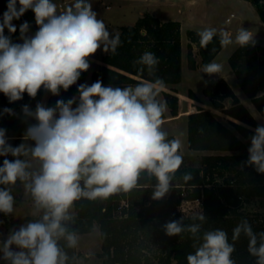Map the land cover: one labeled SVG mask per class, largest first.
<instances>
[{"label":"clouds","instance_id":"9594fccd","mask_svg":"<svg viewBox=\"0 0 264 264\" xmlns=\"http://www.w3.org/2000/svg\"><path fill=\"white\" fill-rule=\"evenodd\" d=\"M28 10L34 13L38 30L26 35L30 25L25 21L19 28L23 42L14 43L4 34L5 29L15 33L12 21ZM197 35L201 47H207L217 30L205 28ZM219 42L222 47H254L256 40L248 29L241 28L234 38L221 30ZM120 45L119 35L113 36L97 18L90 0H74L63 11H58L53 0H8L0 22V93L10 103L21 100L24 93L35 98L41 88L58 96L61 89L67 91L77 84L98 50L116 54ZM133 63L152 73L159 58L145 52ZM221 71L222 65L216 62L202 66L209 77ZM163 86L160 78L124 88L105 86L98 79L91 85L79 84L78 97L57 100L55 107L37 103L33 111L24 105L23 114L35 123L28 125L18 146H12L6 130L0 128V157H5L0 165V213H13L12 191L19 182L31 197L36 217L0 240V259L6 264H72L74 258L66 248L75 249L79 244V234L69 228L76 201L131 191L142 174L158 181L153 199L169 192L183 159L180 142L169 140L162 130L167 104L157 97ZM4 112L14 114L7 108ZM252 133L248 158L240 166L264 174V124H258ZM193 179L192 173L183 176L186 183ZM192 219L204 222L206 216L201 212ZM201 228L202 223L184 225L183 217L162 225L169 237L191 234L194 252L187 255V264H235V244L229 242L228 234L222 229L201 234ZM242 234L255 264H264V231L255 232L242 219L231 240L237 241Z\"/></svg>","mask_w":264,"mask_h":264},{"label":"trees","instance_id":"16d2710c","mask_svg":"<svg viewBox=\"0 0 264 264\" xmlns=\"http://www.w3.org/2000/svg\"><path fill=\"white\" fill-rule=\"evenodd\" d=\"M247 1L253 4L264 22V0ZM14 21L17 31L9 33L6 28L4 33L10 36L14 43H20L19 28L25 21L29 23V29L38 30L35 15L31 10ZM198 32L199 30L195 29L187 31L190 40L188 65L191 69L198 66L193 42L197 44L201 63L204 65L214 59L223 48L219 42V34L207 47H201ZM115 35H119L121 45L116 54L109 52L102 56L103 64L92 74L93 83L99 79L105 86L124 88L136 86L144 81L153 82L157 78L162 79L164 84L181 82L182 39L179 20H162L151 12H145L133 24L121 26L119 32L113 36ZM145 52L154 53L159 58V64L152 73L146 68L141 71L144 66L133 63ZM229 62L238 83L264 117V45L255 43L254 47L238 46L230 56ZM87 75L88 71L83 72L77 84L67 91L61 89L58 96L51 94L47 107H55L57 100L66 102L72 97H78V85L87 84ZM42 90L43 88L38 91L36 104L42 96ZM176 91L174 88V92ZM204 94L215 107L221 108L224 113L241 122L229 119L230 125L225 124L211 110L191 105L188 117V146L190 149L212 152L203 154L199 165L181 166L172 181L174 187L165 197L153 199L158 181L155 177L142 174L138 186L131 191H121L95 200L82 198L75 202L74 219L69 228L78 234H84L93 232L95 227L99 226L102 250L98 256L102 264H187V255L194 252L191 234L184 232L169 237L162 229L166 222L182 217L184 225L202 223L201 234L208 230H224L228 234L229 242L235 244L232 254L235 264H255V257L248 252L247 238L242 234L233 242L231 237L233 229L242 219H247L255 232L264 231V174H257L252 167L240 166L241 162L248 158V152H240L248 148L245 139L249 141L252 130L260 123L224 78L207 84ZM164 96L172 114L177 115L178 95L164 91ZM189 96L200 101L191 89ZM227 97L232 98L229 107L224 103ZM14 105L22 108L26 104ZM75 106L74 104L73 107ZM32 123L35 121H28L21 113L7 114L1 128L22 130L21 133L9 134L19 139L23 137L24 129ZM167 138L176 139L174 135H168ZM4 158L0 157V165ZM7 158L14 159L11 156ZM185 173H192L194 179L186 183L183 180ZM12 194L16 198V195ZM124 200L127 205L121 208ZM184 200H199L206 220L194 221V214H184L179 208ZM254 201H260L263 210H250L248 205ZM0 217L9 221L10 215L0 213ZM35 218L28 215L24 223ZM63 243L61 241L62 245ZM66 251L74 258L72 264H78L77 247L66 248Z\"/></svg>","mask_w":264,"mask_h":264},{"label":"rangeland","instance_id":"374dc122","mask_svg":"<svg viewBox=\"0 0 264 264\" xmlns=\"http://www.w3.org/2000/svg\"><path fill=\"white\" fill-rule=\"evenodd\" d=\"M53 2L57 4L58 10L61 9V11H63L67 6L74 3V0H53ZM220 2L221 4H216L217 6L211 5L209 8L210 11H208V13H204L205 11L203 10V8L199 6L196 7V9L194 10V17L200 25H183L184 39L188 38L187 30L189 28H195L199 30L211 28L209 25L203 24L204 19L220 23L225 21L226 16L231 18L229 25L236 26L238 24H242L243 27L245 26V29L247 27H250L255 33V35L261 34V25L262 23L264 24V22L261 20L256 8L251 2L247 0H221ZM90 3L92 4L93 10L97 13V18L105 23L108 31L112 35L114 33L119 32L121 26L125 24H133L137 19V15L139 14V8L137 7L138 5L130 3L128 0H90ZM7 4L8 0H0V22H2L3 13L7 10ZM164 5L165 4H161V6L159 7L161 11L166 8L167 11L170 10V14L173 13V15L171 16H177L182 18L183 14L179 12L177 13V7L172 8L171 6ZM17 7L19 8V4H17ZM231 13H234V15L231 16ZM12 23L16 24L14 20L12 21ZM35 32V30L29 29L26 35L32 36L35 34ZM22 42L23 41L21 40L20 43ZM184 48L185 51H187V45L185 43ZM104 54L105 53L102 50H98L92 57L89 58V73H92L97 68H99L100 63L98 60H101ZM203 74L204 73L202 72V70L194 71L186 64L182 88H187L188 86H191L194 87V89H199L201 83L203 82ZM50 96L51 93L43 89L42 96L39 99L38 103H42L47 107V103ZM36 100L37 96L35 98H32L29 97L27 93H24L23 98L21 100L11 103H18V105L26 104L30 107L31 110L34 111L37 105ZM11 103L3 93H0V128L3 120L8 114L4 112L5 108L11 109L14 113H21L25 119H28V121L30 122L33 121L31 118L26 117L23 114L21 107H16L14 104ZM220 117H222L221 119L226 124H229L228 118L221 115ZM256 117L260 124H264V118L260 116L259 113L256 114ZM187 124L188 123L186 119H180L170 124L163 125L162 130L165 131L167 134L176 132L177 139L181 144L179 150L180 155L183 159V163L181 166L190 164L199 165L200 157L203 154L210 153L212 151L194 149L191 150L189 148ZM21 131L22 130L19 129L16 131L6 130L8 142L12 146H18L22 142V137L16 139V136L9 134L21 133ZM245 141L247 142L249 147V141H247L246 139ZM247 149L241 150L240 152H247ZM21 186L22 185L20 183L15 186L17 194L15 198L14 211L12 214H10L9 221L4 218L0 219V240H3L11 229L18 228L21 224H24L25 218L28 215H32L33 213L31 197L24 192L23 187ZM172 187H174V185H172ZM172 187H170L169 192L171 191ZM168 193H166L165 196ZM179 208L184 214H197L202 212V206L199 200H184L179 206ZM248 208L250 210H263V206L260 201L252 202L248 205ZM101 247L102 239L100 228L98 225L91 233L79 234V244L77 246V251L79 253L78 264H102V260L98 256V253L102 250ZM89 253H91V255H89ZM0 264H6V262L0 259Z\"/></svg>","mask_w":264,"mask_h":264},{"label":"crops","instance_id":"0c3cea01","mask_svg":"<svg viewBox=\"0 0 264 264\" xmlns=\"http://www.w3.org/2000/svg\"><path fill=\"white\" fill-rule=\"evenodd\" d=\"M128 1L130 3H134V4L138 5L137 7L139 8V14L137 15V18L139 16L143 15L145 12H151L152 14L158 16L162 20L176 19V20H179L181 22L182 72H183V76H182L181 82H179L177 84H164V86L159 89V95H158L157 99L160 100L162 103L166 102V104H167V110L165 111V117L163 118L162 126L165 124H170V123L175 122V121L180 120V119H186L187 123H188V117H189V114L191 113L189 110H190L191 105H193V104L195 106H203V107L211 110L222 122H224V121L221 119L222 117H220V115L225 116L226 118H228V120L233 119V120L239 121V120L227 115L226 113H224L221 108L215 107L212 104L211 100L204 94V88L207 86V84H209L211 82H216L221 78H224L230 84V86L232 87V89L234 90V92L236 93L238 98L240 99V101L248 108V110L253 114V116L256 119H257L256 114L259 113L260 116H262L260 111L256 108L255 104L253 103L252 99L245 93V91L242 89V87L238 83L237 76H236L232 66L230 65L229 58L233 54L235 49L239 46L237 44H233V45H230L228 47H223L218 52V54L214 57V59H212L209 62V63L216 62V63H219L222 65V71L219 74L214 75L212 77H209L207 74H203L204 75L203 82L201 83L199 89H194V87H191V86H188L187 88H182V83H183L184 74H185V65L186 64L188 65V45L190 43L189 37L187 39H184L183 25H200V24H198L196 18L194 17V15H195L194 10L196 9V7L199 6V7L203 8V10L205 11L204 13H206V12L208 13V11H210L209 10L210 6L216 5V4L217 5L221 4V2H220L221 0H128ZM161 4H165L164 6H171L172 8L177 7V13L179 12V13L183 14L182 18L177 17V16H171V15H173V13L170 14V10L167 11L166 8L163 11H161V9H159ZM60 11H61V9H60ZM233 15H234V13H231V16H233ZM228 18H229V20H228ZM230 21H231V18L226 16L225 21L220 22V23H216V22H213L212 20H207V19H204V22L203 21L202 22L205 25H209L211 28H215L217 30V34H219V32L221 30H223V31L229 32L234 38L237 31L241 28H244L245 26L243 27L242 24H238L236 26H231V25H229ZM261 27H262V30H261L260 35H258V34L255 35V33L252 31V29L250 27H247L246 29H248L252 33L257 44L264 45V24L263 23H262ZM189 29H195V28H189ZM195 30H199V29H195ZM199 31H202V30H199ZM184 43L187 45V51H185ZM192 44H193V52H194L195 58L198 62V66L196 68H193L192 70H194V71L202 70V66L204 64L201 63L202 58L198 52L197 44L194 42ZM98 61L100 63V66L95 71L99 70L101 65L103 64L102 59L98 60ZM92 74H93V72L92 73L88 72V75H87V84L88 85H91L93 83ZM149 82H151V81H144V83H149ZM131 87H135V86H131ZM174 88L177 89L176 92H174ZM190 89L193 90L198 95V97L200 98V101L195 100L189 96V90ZM164 91L173 92V93L178 95V97H179V112L177 115L172 114L171 108H170V106H169V104H168V102L164 96ZM224 103H225L226 107L231 106L232 98L227 97L225 99ZM257 121H258V119H257ZM239 122H241V121H239ZM228 125H230V124H228ZM168 135H174L177 139L176 132L167 134V136ZM187 136H188V124H187ZM17 184H19V182ZM12 193H14L15 195L17 194L15 187L13 188ZM71 211H72V214L74 215L75 214L74 206H73V209ZM0 219H1V217H0ZM84 234H88V233H84Z\"/></svg>","mask_w":264,"mask_h":264},{"label":"built area","instance_id":"2783aa9c","mask_svg":"<svg viewBox=\"0 0 264 264\" xmlns=\"http://www.w3.org/2000/svg\"><path fill=\"white\" fill-rule=\"evenodd\" d=\"M228 20H229V18H228ZM127 205V202L124 200L123 202H122V204H121V208L123 207V206H126Z\"/></svg>","mask_w":264,"mask_h":264}]
</instances>
